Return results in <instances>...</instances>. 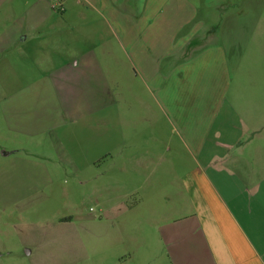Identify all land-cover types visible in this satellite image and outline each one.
<instances>
[{
    "label": "crops",
    "instance_id": "1",
    "mask_svg": "<svg viewBox=\"0 0 264 264\" xmlns=\"http://www.w3.org/2000/svg\"><path fill=\"white\" fill-rule=\"evenodd\" d=\"M61 176L95 207L35 225ZM11 202L0 264H264V0H0Z\"/></svg>",
    "mask_w": 264,
    "mask_h": 264
},
{
    "label": "rangeland",
    "instance_id": "2",
    "mask_svg": "<svg viewBox=\"0 0 264 264\" xmlns=\"http://www.w3.org/2000/svg\"><path fill=\"white\" fill-rule=\"evenodd\" d=\"M73 185L71 178L61 176L56 179L53 188H37L36 198L33 203L27 206L30 210L23 211L24 215H28L35 225L46 226L49 224L48 219H55L72 206L82 209L84 213H90L95 207L92 183H88L83 191L73 188ZM18 191L23 192L24 190H10V193L13 195ZM19 210L20 206L17 203H0V240H5L10 244L13 243L14 225L23 223L20 221V214L23 212ZM54 227L58 228L60 225L55 222ZM15 261V259L5 257L2 262L13 264Z\"/></svg>",
    "mask_w": 264,
    "mask_h": 264
}]
</instances>
